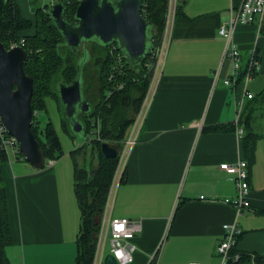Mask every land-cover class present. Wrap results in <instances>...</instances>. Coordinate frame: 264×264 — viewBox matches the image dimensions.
<instances>
[{
	"label": "crops",
	"instance_id": "1",
	"mask_svg": "<svg viewBox=\"0 0 264 264\" xmlns=\"http://www.w3.org/2000/svg\"><path fill=\"white\" fill-rule=\"evenodd\" d=\"M34 1L15 0L21 15L32 22L35 9L42 7ZM239 1L177 0L146 116L120 177L115 178V170L109 188L110 216L141 223L131 239L130 264L216 262L221 225L230 222L240 229L236 252H264V135L255 140L249 161L242 152V135L237 136L232 125L235 108L240 106L241 113L264 88V11L260 19L238 24L232 35L239 51L236 73L244 74L252 49L257 55L255 73L246 82L241 78L233 86L224 83L233 73V62L222 57L223 40L217 34ZM33 31L31 27L25 33ZM257 122L264 130V119ZM214 125L220 129L205 130ZM128 136L129 129L124 139ZM83 143L71 139V145L41 169L13 151L0 162L12 235L10 263L13 255L17 264H77L81 211L71 151ZM242 157L248 162L251 209L237 213L229 202L234 196L232 175L219 164ZM101 247L103 264L108 236Z\"/></svg>",
	"mask_w": 264,
	"mask_h": 264
},
{
	"label": "trees",
	"instance_id": "2",
	"mask_svg": "<svg viewBox=\"0 0 264 264\" xmlns=\"http://www.w3.org/2000/svg\"><path fill=\"white\" fill-rule=\"evenodd\" d=\"M64 5L63 17L69 23H75V10L79 0H55ZM142 15L148 22V34L150 47L152 40L158 39L163 27V15L166 0H142ZM178 12V5L175 14ZM35 21L24 18L15 0H0V41L8 46L11 40L24 38L23 48L28 52V58L23 63V69L33 79V92L30 99L33 120L34 111L45 109V98H53L61 111L60 100L56 92V83L64 79L71 81L77 74L78 58L76 50L69 49L63 42L61 34L53 23L47 10L42 7L35 9ZM31 27V34L25 33ZM152 39V40H151ZM115 44L103 46L91 42L96 54L93 63L98 67L99 84L94 99L90 100L92 107L88 115L80 116L84 122L86 131L91 127L92 117L99 119V138L84 142L71 151L74 162V191L81 211L80 229L77 236V264H93L96 249L97 233L99 230V218L108 197L109 188L118 163V156L105 157L100 150V143L108 141L117 143L121 149L122 142L130 124L141 104L148 86V72L144 61L140 64H130L123 52L122 72L114 70L116 62L114 56L109 53L110 47ZM117 46V44H115ZM118 47V46H117ZM86 54V53H85ZM78 57V56H77ZM89 60H84L82 71L85 82V73ZM113 75L110 80L109 76ZM243 74H236L237 83ZM124 82V86L113 91L107 97V91L112 89L115 82ZM88 87L84 86L86 92ZM62 113V112H61ZM258 118L264 119V88L245 107L239 115V123L242 126L241 147L246 158L251 160L255 140L264 135L263 127L259 126ZM63 130L70 137H74L68 125L61 115ZM35 121L31 130L45 153L47 160L55 159L62 153L58 135L51 121H47L42 129L45 140L37 135ZM232 128V127H229ZM219 126H211L205 130L215 131ZM0 150V162L7 156ZM90 160L87 162V156ZM18 157H22L19 152ZM242 159H244L242 157ZM25 160V159H24ZM247 162L246 159H244ZM12 243V235L9 226L6 207V194L0 173V264H11L7 255V248ZM234 245V244H233ZM233 245L229 249V259L226 264H237L241 261L251 260L252 264H264V252L261 254L236 252ZM238 253L239 257L233 261L232 256Z\"/></svg>",
	"mask_w": 264,
	"mask_h": 264
},
{
	"label": "water",
	"instance_id": "3",
	"mask_svg": "<svg viewBox=\"0 0 264 264\" xmlns=\"http://www.w3.org/2000/svg\"><path fill=\"white\" fill-rule=\"evenodd\" d=\"M142 5V0H79L75 23L64 19L61 1H54L47 11L69 49L78 50L87 42L103 46L115 43L127 61L137 65L150 50L148 22L142 15ZM87 56L86 53L78 59L77 74L71 81L61 79L56 83L61 112L70 133L83 140L87 138L86 128L80 116L88 115L92 107L85 95L82 71ZM27 58L28 52L23 47L7 48L0 41V120L7 133L16 139L22 157L35 169H41L47 158L31 130L33 79L23 69ZM100 150L105 157H116L120 147L102 141ZM103 264H117V261L111 253H106Z\"/></svg>",
	"mask_w": 264,
	"mask_h": 264
},
{
	"label": "built area",
	"instance_id": "4",
	"mask_svg": "<svg viewBox=\"0 0 264 264\" xmlns=\"http://www.w3.org/2000/svg\"><path fill=\"white\" fill-rule=\"evenodd\" d=\"M55 0H50L53 3ZM177 7V0H166L165 12L163 15V27L158 39L152 40V46L150 47L148 58L144 61V66L148 72V86L141 101V104L134 116L133 122L129 128V136L123 140L122 147L118 153V163L115 178L120 177L122 169L127 158L128 152L132 145L137 140L138 131L141 128L143 120L146 116L148 110V104L156 88V84L160 75V70L165 57L167 45L170 39L171 26L173 18L175 16V11ZM44 10H47V6H42ZM264 11V0H240L239 3L231 8L229 11V17L227 20L221 22L217 28V34L223 40L222 47V57H228L233 62V73L231 77L224 79V83L227 86H233L235 84L236 78V60L239 57V51L233 44L232 35L235 27L238 24H246L252 22L255 17L261 18ZM24 38H19L17 40H11L6 46L7 48L13 46L24 45ZM110 55L116 59L117 63H114L113 69L122 72L123 65V54L119 52L118 47L113 44L109 50ZM257 55L254 49L249 53L246 68L242 77L243 81H248L255 73L257 68ZM113 75L109 76L111 80ZM124 86V82H115L111 90L107 91V97L115 90H119ZM247 98L251 97V94L247 92L245 94ZM240 113V106L235 108V115L232 122L234 126V131L237 136L242 135V127L238 124ZM33 115H37V111L33 112ZM91 127L86 131V141L99 138V119L97 117H92L90 120ZM8 149L13 151L15 155L18 156L20 150L18 143L14 137L9 135L1 123L0 120V150L8 154ZM247 163L244 159L238 158L230 163H220L219 169L232 175L234 184V196L229 201L234 207L237 213H241L246 210H250V203L248 200V169ZM110 203H111V190L108 192V197L106 199L102 215L101 224L99 226V233L97 235L96 245L98 246V252L95 249L94 253V264H100L103 249V243L106 237H109L110 248L109 253L117 261V264H130L133 260L132 250H131V239L135 237L141 228L140 220L128 218V217H112L110 216ZM222 234L221 239L216 245V253L218 256V261L213 263H197L191 262L188 264H226L229 259V249L235 243L236 238L240 234V229L234 222L224 223L221 225ZM239 257L238 253L232 256V260L235 261Z\"/></svg>",
	"mask_w": 264,
	"mask_h": 264
},
{
	"label": "rangeland",
	"instance_id": "5",
	"mask_svg": "<svg viewBox=\"0 0 264 264\" xmlns=\"http://www.w3.org/2000/svg\"><path fill=\"white\" fill-rule=\"evenodd\" d=\"M41 4L42 6L46 5L48 9L52 3L50 2V0H35L34 1L35 6H38ZM93 49H94L93 46L91 45L87 46V53L90 54L91 59L89 61L90 63L87 65V69L85 73V85L88 87L86 94L91 99L92 98L94 99V96H95V93L97 91L98 84H99L98 67L95 66V63H93V60L96 56ZM76 58H77V55L75 56V59ZM61 115L62 113L57 106V102L51 97L45 98V109H39V111L37 112V115L35 116L33 120L35 121V125L37 126L36 131H37V135L40 138V140L42 141L45 140V137L43 136V133H42V129L44 128L45 123L49 120L53 124L54 129L58 135L61 148L66 149L68 145L70 146L71 139L77 143L84 141L83 137L81 136L72 138V137H69V135L64 132V130L62 129V125H61ZM8 155H11L10 149H8ZM89 160H90V155L87 156V162H89ZM116 169H117V166H116ZM99 223L101 224V218H99ZM98 233H99V230H98ZM10 258H11L12 264H17L15 263V258L13 257V255H11Z\"/></svg>",
	"mask_w": 264,
	"mask_h": 264
},
{
	"label": "flooded vegetation",
	"instance_id": "6",
	"mask_svg": "<svg viewBox=\"0 0 264 264\" xmlns=\"http://www.w3.org/2000/svg\"><path fill=\"white\" fill-rule=\"evenodd\" d=\"M88 45H91V42H87L86 44H84V45H81L80 47H79V49L78 50H76L77 51V58L79 59V58H81V57H84L85 56V52L87 53V46ZM87 58H86V60H89L90 61V59H91V56H90V54L89 53H87ZM84 86H85V82H84ZM85 95H86V97H87V94H86V92H85ZM88 98V97H87Z\"/></svg>",
	"mask_w": 264,
	"mask_h": 264
}]
</instances>
